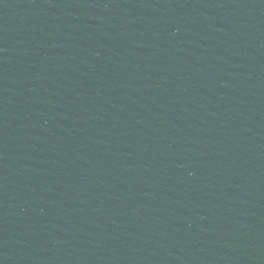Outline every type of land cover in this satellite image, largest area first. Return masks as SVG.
Instances as JSON below:
<instances>
[{"label": "water", "instance_id": "95a60500", "mask_svg": "<svg viewBox=\"0 0 264 264\" xmlns=\"http://www.w3.org/2000/svg\"><path fill=\"white\" fill-rule=\"evenodd\" d=\"M134 264H264V0H174Z\"/></svg>", "mask_w": 264, "mask_h": 264}]
</instances>
